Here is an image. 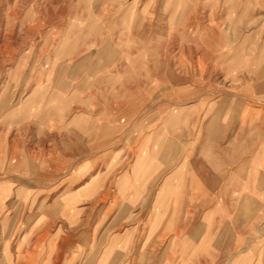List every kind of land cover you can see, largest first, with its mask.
Instances as JSON below:
<instances>
[{
  "label": "crops",
  "instance_id": "1",
  "mask_svg": "<svg viewBox=\"0 0 264 264\" xmlns=\"http://www.w3.org/2000/svg\"><path fill=\"white\" fill-rule=\"evenodd\" d=\"M255 17L246 34L248 40L259 36L257 44L246 46L245 52L254 54L249 67L225 82V89L217 79L207 88L206 75H176L173 65L167 67L172 71L161 83L165 100L181 97L176 88L199 100L197 120L194 116L183 127L182 138L175 139L174 112L168 109L167 134L173 136L154 139L160 127L153 104L159 76L124 77L117 115L105 93L112 78L98 76L94 89L102 92L83 95L65 119L57 105L41 111L45 99L29 95L18 105L14 87H0V215L23 210V264H264V27L254 25L264 15ZM117 53L109 49L106 62L114 63ZM98 67L95 62L93 69ZM192 85L199 88L192 91ZM88 100L89 108L81 104ZM146 106L152 139L128 144L126 134L143 125L140 112ZM120 115L125 121L120 172L96 178L72 171L64 179V161L97 163L93 150L112 142V118ZM20 197L28 200L20 204ZM43 205L39 233L27 236ZM12 215L8 226L16 228L18 217ZM94 228L102 229L98 236ZM49 229L55 231L46 237Z\"/></svg>",
  "mask_w": 264,
  "mask_h": 264
},
{
  "label": "rangeland",
  "instance_id": "2",
  "mask_svg": "<svg viewBox=\"0 0 264 264\" xmlns=\"http://www.w3.org/2000/svg\"><path fill=\"white\" fill-rule=\"evenodd\" d=\"M254 15L262 18L264 0H0V87H14L13 96L18 105L29 95L36 100L45 99L43 110H39H53L57 105L56 109L62 110L65 119L77 111L71 105L80 102L78 99L83 95L102 92L99 86L94 89L98 76L112 78L110 89L105 93L110 94V110L116 115L122 112L125 89L120 81L123 82L124 77L138 76L146 80L159 76L162 80L158 84V99L153 104H158L155 120L160 127L154 139L173 136V133L167 134L168 109L171 115L174 112L177 139L194 116L197 120L200 105L199 100H194L196 97L179 95L181 90L177 88L176 97H181L173 102L165 100L166 85L161 83L165 84L172 65L176 75H206L207 88L210 81L214 83L217 79L223 82L225 89V82L240 77L249 67L248 57L254 55L245 52L246 46L257 44L254 41L259 38L248 40L246 36L253 27V22L248 20ZM254 22L256 28L264 27L263 20ZM109 49L119 52L113 65L106 62ZM101 52L104 53L99 55ZM95 62L99 66L96 71L93 69ZM170 65L172 68L168 69ZM213 83L211 86L215 87ZM195 87L199 88L198 85L190 86L192 91ZM217 87L219 89L220 85ZM59 97L62 98L61 106ZM81 104L89 108L93 101H81ZM26 107L30 109L29 105ZM140 113L143 125L128 131V144L136 139H152L150 109L146 106ZM122 124H125L122 115L112 118L111 126L115 129L111 133L112 142L109 147L93 150L95 157H99L95 165L64 161L63 178L72 171H89L98 174L96 178L104 171L119 173L122 169ZM126 151H130L128 157L131 158V150ZM104 154L107 156L103 157ZM108 158L111 163L105 165ZM24 199L28 200L18 198L19 203ZM41 199L45 204L50 201L49 197ZM44 206L37 217H32L30 233L25 231L27 236L39 233L35 227L44 221ZM12 214L18 217L16 228L8 226L12 224L8 223L13 219ZM100 216L96 219L101 220ZM22 218L21 208L16 213L7 210L0 215V264H23V246L19 239L24 232ZM93 230L95 236L102 231ZM112 230L120 231L121 228ZM46 231V237L52 236L55 229ZM15 242L18 245H14Z\"/></svg>",
  "mask_w": 264,
  "mask_h": 264
},
{
  "label": "bare ground",
  "instance_id": "3",
  "mask_svg": "<svg viewBox=\"0 0 264 264\" xmlns=\"http://www.w3.org/2000/svg\"><path fill=\"white\" fill-rule=\"evenodd\" d=\"M226 98V97H225Z\"/></svg>",
  "mask_w": 264,
  "mask_h": 264
}]
</instances>
